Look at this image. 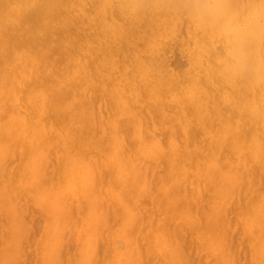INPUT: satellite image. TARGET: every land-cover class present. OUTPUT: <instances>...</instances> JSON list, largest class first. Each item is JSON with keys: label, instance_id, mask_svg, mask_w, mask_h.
<instances>
[{"label": "bare ground", "instance_id": "6f19581e", "mask_svg": "<svg viewBox=\"0 0 264 264\" xmlns=\"http://www.w3.org/2000/svg\"><path fill=\"white\" fill-rule=\"evenodd\" d=\"M177 2L0 0V145L6 140H13L15 153V158L10 156L7 165L0 155V260L5 258L3 243L14 227L15 210L27 208L32 199L29 193L21 189L5 193L4 185L8 177H19L29 165L33 144L47 153L42 161L36 163L49 185L65 181L66 166L72 171L65 144L71 146L72 153L79 157L74 162L73 175L77 181H87L89 171L94 174L95 189L91 196L96 210L109 223L125 215L120 205L122 197L129 202L141 221L155 218L159 224L163 220L183 239L185 225L181 223L180 211L169 212L166 216L162 211L169 200H177L180 209L187 208L193 216H206L211 212L209 202L212 200L226 196L235 209L253 196L247 183V172L243 190L236 189L234 193L228 191L226 174L244 171V163L237 160L227 145L213 140V133L229 122L230 113L234 111L225 98L238 96V85L246 84V81L236 76V85L229 82L217 89L208 79L207 60L202 72L189 73L185 53L189 45L195 43V37L189 38L187 26L178 36H173L165 29V22L172 15L170 9L140 7ZM8 3L18 7L6 10ZM121 4L127 7L121 9ZM218 47L223 48L224 43L218 42ZM144 71H149L147 80L142 79ZM196 79L202 81L205 87L198 88L194 98L184 95L182 85H190ZM153 84L163 85L160 103L170 112H176L178 107L171 102L172 93L181 97L179 107L187 110L185 124L188 135L185 136L184 127L180 125H177L174 134L170 129H160L157 139L161 143L167 146L175 135L181 148L177 153L168 152L159 159L147 157L137 153L133 147L134 142L128 132L130 121L127 113H121L125 117L121 124L122 147L125 154L127 151L133 153L129 165L132 175L126 182H121L110 168L106 156L112 150L110 111L114 118L116 107L121 101L127 102L140 110L146 125L149 124L154 116L159 117L160 110L154 104L140 109L144 99L138 104L135 93L139 91L146 98ZM9 88L11 92L7 91ZM41 89L46 99L34 97L33 103L29 104V96L34 90ZM114 89H119L115 95ZM245 99L258 103V88L254 98ZM22 109L28 110V125L14 129L12 136L8 137L5 134L6 121L14 112ZM238 115L235 113L231 117L233 126ZM241 128L258 132V120L246 116ZM213 162L217 165L216 169L210 167ZM248 163L252 164L251 159ZM162 183L170 186L167 193L161 191ZM260 185L261 172L259 165H256L251 174V188L257 195ZM69 204L73 210H80L81 201L70 199ZM33 223L38 238L43 219L34 221L29 212L27 224ZM236 227L233 219L232 228ZM101 231L103 239L95 258L103 262L110 258L111 253L106 256L105 241L109 233L104 231L103 224ZM139 232L138 223L132 233L133 238ZM242 234L241 226L236 234L234 258L238 264H259V228L255 237L245 238L243 242ZM188 239L191 242V236ZM32 248L29 258L35 264L37 259H43V255L36 252L35 244ZM131 254L129 250L128 255ZM193 255H196L195 251ZM75 257L74 249L72 258ZM68 258L69 253L65 249L64 259ZM203 259L206 261L207 257Z\"/></svg>", "mask_w": 264, "mask_h": 264}, {"label": "snow or ice", "instance_id": "6c2138e0", "mask_svg": "<svg viewBox=\"0 0 264 264\" xmlns=\"http://www.w3.org/2000/svg\"><path fill=\"white\" fill-rule=\"evenodd\" d=\"M17 7L12 3L5 5L6 10ZM119 7L123 9L127 5L121 4ZM140 7L170 9L172 15L165 22V29L173 36H178L187 26L189 38L195 37V43L190 44L185 53L189 73L202 72L207 60L208 79L217 89L229 82L236 85L238 83L236 76L246 81V84L238 85V96L233 99L225 98L234 111L230 113L229 122L213 133V140L227 145L237 160L244 163V171L237 170L235 173L226 174L228 191L234 193L236 189L243 190L247 172V183L249 190L253 191V196L246 202H241L235 209L226 196L223 199L212 200L209 202L211 212L206 216H193L187 208L181 210L177 200H169L167 207L162 211L165 216L169 212L180 211L181 223L185 225L183 239L163 220L159 224L155 218L141 221L129 202L122 197L120 205L125 215L118 216L115 222L109 223L96 210L95 201L91 196L95 189L94 174L89 171L87 181H77L73 175L74 162L79 157L72 153L71 146L65 144L72 171L70 172L66 166L65 181L49 185L36 163L42 161L47 153L33 144L29 165L19 177H8L4 185L5 193L21 189L29 193L32 199L28 202L27 208L15 210L14 227L4 239L5 258L0 260V264H33L29 258L33 244L36 245V252L43 255V259H37L35 264H238L233 255V248L241 226L243 227L241 242L245 238L255 237L256 229L259 228L261 255L259 264H264V0L235 3L178 0L177 3L170 5ZM218 42L224 43V47H218ZM149 71H144L143 80L149 78ZM203 87L205 86L199 79L190 85H182L184 95L193 98L197 89ZM257 88L259 102L246 100V97H255ZM7 91L11 92L12 89L9 88ZM118 91L119 89H114L113 95ZM135 95L138 104L144 99L140 109L154 104L160 110V115L158 118L154 116L146 125L142 112L127 102L121 101L116 107L114 118L110 111L109 118L113 127L110 140L112 150L107 152L106 156L110 168L121 182H126L131 177L132 169L129 165L133 159V153L127 151L125 154L122 147L124 139L121 124L125 117L121 113H127V119L130 121L128 132L134 142L133 147L137 153L147 157L159 159L168 152L177 153L181 148L175 135L170 138L167 146L161 143L157 139L160 129H170L174 134L177 125H180L184 127L185 136L188 135V127L185 124L187 110L179 107L181 103L179 95L172 93L171 102L178 106L176 112H170L161 106L162 84H153L148 89L146 98L142 97L139 91ZM34 97H44L43 90H34L29 96V104L33 103ZM235 113L239 115L236 117V125L233 126L231 117ZM246 116L258 120V132L250 128H241ZM28 119L27 109L14 112L6 121L5 134L11 137L14 129L26 128ZM137 121L138 123H135ZM13 143L14 141L9 139L0 145V155L3 156L6 165L10 156L12 159L15 158ZM21 151L23 152V149ZM249 159L252 161L251 165L248 163ZM256 165H259L261 172L258 195L251 188V174ZM210 167L216 169L217 165L213 162ZM160 188L167 193L170 186L162 183ZM70 199L81 201L79 211L73 210L69 204ZM29 212L32 213L34 221L38 218L43 219V227L38 238L35 236V223L27 224ZM233 219L237 225L235 229L232 228ZM138 223L140 232L133 238L132 233ZM102 224L104 231L109 233L105 241L106 256L111 253L110 258L103 262L95 258L103 239ZM65 249L69 253L67 260L64 259ZM74 249L75 259L72 258ZM129 250L131 255H128ZM193 251L196 253L195 256ZM205 256L206 261L203 259Z\"/></svg>", "mask_w": 264, "mask_h": 264}]
</instances>
